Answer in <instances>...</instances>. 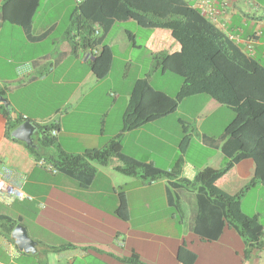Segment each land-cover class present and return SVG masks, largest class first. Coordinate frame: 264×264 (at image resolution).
Segmentation results:
<instances>
[{"label": "crops", "instance_id": "0c3cea01", "mask_svg": "<svg viewBox=\"0 0 264 264\" xmlns=\"http://www.w3.org/2000/svg\"><path fill=\"white\" fill-rule=\"evenodd\" d=\"M186 1L194 5L197 0ZM208 1L216 12V26L224 34L233 35L240 49L264 66V0ZM2 2L0 0V7ZM76 5L75 0H65L61 14L66 16V24L58 18L37 22L41 13L38 9L32 24V34L37 39H28L19 26L0 19V95L16 114L22 118L25 116L26 121L55 123L56 141L65 151L82 153L86 149L101 148L111 139H118L121 149L130 156L169 170L172 162L160 166L154 160L161 143L170 137L160 127L167 116L127 131L122 130V116L132 88L140 78L148 76L152 86L171 95L153 83L155 71L160 70L154 68L152 54L178 50L179 44L171 37L170 31L163 28L149 29L152 31H149L144 44L138 46L135 41L137 29L121 28L113 37H107L117 22L100 44L110 49L112 66L106 77L98 79L90 65L94 56L81 46L77 37L73 39L75 45L69 39L71 35H82H78L79 28L71 16ZM52 9L51 5L47 7V17ZM62 21V32L54 37L53 33ZM129 34L133 38L131 45L126 39ZM118 46L120 51L116 50ZM142 46L146 50L143 58L149 61V67L138 71L127 82L123 80L124 88L112 90L114 87L110 84L101 96L91 97L100 85L111 82L117 58L115 51L122 53L120 60L127 69L133 63L131 50ZM126 77L122 74L123 79ZM194 98L202 103L197 112L199 119L195 132L186 133L188 140L181 155L180 177L189 180L204 167L216 169L223 166L224 155L218 146L209 143L234 117L230 108L206 94L185 97L180 104ZM218 113L224 115L222 125H216L210 119ZM5 130L6 119L0 113V161L25 175L20 187L32 199H9L0 195V214L19 220L18 224L25 227L35 242V250H20L14 239L0 233V263L133 264L128 258L137 254L143 264H185L177 257L179 246L184 245L196 253L193 264H264V224L258 247L248 245L233 228H226L217 239L202 240L190 228V202L184 200L189 205V213L187 217L184 215V219H178L170 206L168 179L144 182L137 175L128 176L116 170L113 160L108 165L96 166L92 181L82 186L69 176L52 173L37 165L34 156L19 142L6 136ZM193 144L206 152V157L199 163L187 158ZM173 146L176 149L175 142ZM134 147L141 154L133 151ZM50 151L45 149L43 153L48 155ZM175 156L174 151L171 158ZM254 166L251 159H243L223 174L216 185L235 195L253 177ZM251 190L256 192L254 205L262 202L264 186L256 183L241 194L240 205L245 214L255 216L261 223V213L257 208L253 214L244 210L243 205ZM120 191L126 197V220L115 213ZM65 245L69 246L60 250L50 249Z\"/></svg>", "mask_w": 264, "mask_h": 264}, {"label": "trees", "instance_id": "16d2710c", "mask_svg": "<svg viewBox=\"0 0 264 264\" xmlns=\"http://www.w3.org/2000/svg\"><path fill=\"white\" fill-rule=\"evenodd\" d=\"M75 1L77 5L71 16L76 28H79L78 35H82H71L69 39L75 45L73 39L77 37L81 46L94 56L90 65L98 79L106 77L111 69V51L108 46L102 47L100 44L117 22L131 19L143 28L167 29L179 44L178 50L152 54L154 68H159L162 73L179 75L183 79L176 95L171 96L152 86L148 76L136 80L122 116V130H132L173 113L185 97L206 94L234 112L233 119L222 133L209 143L218 146L224 155L223 166L216 169L204 167L189 180L180 177L183 165L181 156L166 170L153 162L130 156L121 149L118 139H111L101 148L86 149L82 153L68 152L57 143V125L52 122H33L36 127L34 145H26L10 136L11 131L26 118L16 114L9 105L0 103V113L6 119V136L19 142L34 156L35 162L44 160L55 170L54 173L69 176L82 186L92 181L96 166L108 165L113 160L116 170L128 176L137 175L144 182L166 178L169 181L167 198L170 206L178 219H184L191 205L190 228L200 239L214 240L226 228H233L248 245L258 247L263 224L255 216L243 212L240 196L256 183L264 186V66L242 51L233 35L224 34L217 24L208 20L186 0ZM39 4L40 0H3L0 19L4 23L19 26L28 39H37L32 34V24ZM95 25L100 29L98 35L94 33ZM94 49H99V52L93 54ZM187 140L188 135L185 133L180 147L185 149ZM45 149L51 150L48 155L43 153ZM243 159L254 162V175L239 193L228 194L216 185V181ZM186 199L189 205H186ZM115 213L121 219L128 218L123 191L118 193ZM18 223L17 219L0 214V233L14 239L11 233ZM68 246L50 249L60 250ZM177 257L185 264H193L196 253L181 245ZM128 260L133 264H143L137 254Z\"/></svg>", "mask_w": 264, "mask_h": 264}, {"label": "rangeland", "instance_id": "374dc122", "mask_svg": "<svg viewBox=\"0 0 264 264\" xmlns=\"http://www.w3.org/2000/svg\"><path fill=\"white\" fill-rule=\"evenodd\" d=\"M50 5L53 6V9L51 10V13L47 17L45 14V11L47 7ZM63 6H65V0H40L38 9L41 13H40V16H38L37 18L38 19L37 22L39 21L44 22L46 18H49V19L58 18L60 20L63 19L64 23L66 24V19H65L66 16L64 17L61 14V10ZM63 21L59 23L58 27L54 31L53 33L54 37H57L61 34L62 29H63L62 27ZM121 28L122 29L125 28L126 30H129V31H133L136 29L138 30L136 33V38H135L137 46L144 44L146 38L148 37L150 33L149 31H152L147 28L137 26L135 21L119 22L117 26L113 27L112 30L107 34V37H110V38L113 37L116 34V32L119 31L118 29H121ZM130 35L131 34L126 35V39L131 45L133 38H132V35L131 37ZM120 49H121L120 46L116 48L117 51H120ZM144 52H146V50L144 49V46L139 47V48L136 47L132 49L131 53H132L133 63H131V65L127 69H125L122 66V62L120 60L122 53L115 51L117 58L114 64V69H113L112 76H111V82H107L106 84L100 85L101 87L95 89L92 92L91 97L98 98L99 96H101L105 88L108 87L110 84L114 87V89L112 90H115V88L116 89L124 88L125 85L123 83V80H126L127 82L128 79L134 77V75L138 71L146 70V68L149 67L150 63H148L149 61L143 58ZM122 74H125L127 76L126 79L122 78ZM182 80L183 79L179 75H176L170 72H165L164 75H161L160 72L157 70L155 71V75L153 77L154 85L157 86L158 88L166 90L167 92L171 94V96L176 95L179 85L182 84ZM201 104H202L201 101L197 98H194V100L190 102H182L179 105V108L176 109V111H174L172 114L167 115V117L165 118L166 120L161 122L160 127L162 128V131H164L166 135L169 134L170 137L167 140V142L161 143L160 152L156 153L154 156V160L157 162L158 165L164 166L170 162L174 163L176 159L179 158V156L183 154L184 147H180V142L183 136L185 135V133L188 132L189 134H192L193 132H195L194 128H196L197 126L196 121L197 119H199V115L197 112L201 108ZM210 119H212V121H214L216 125H218V123L219 124L221 123L222 125L224 115L223 113H218L212 116ZM150 130H151V126H150ZM176 136H177V139H176ZM33 137H36L35 133L33 134ZM174 142L176 144V149L173 146ZM132 150L138 152L137 150H135V147L132 148ZM174 151H175L176 156L173 157L172 159L171 156H172V153H174ZM138 153L141 154L140 151ZM205 157H206V152L201 150L195 144H193L192 147L187 152V158L193 161L194 163L201 162L202 160H204ZM251 191L252 192L248 194L249 196L247 197L246 202L243 205L244 210L248 212L249 214H253L257 208L258 211L261 213L260 221L262 224H264V198L262 202H260L258 205H254L253 201H254V195L256 192H254L253 190Z\"/></svg>", "mask_w": 264, "mask_h": 264}, {"label": "built area", "instance_id": "2783aa9c", "mask_svg": "<svg viewBox=\"0 0 264 264\" xmlns=\"http://www.w3.org/2000/svg\"><path fill=\"white\" fill-rule=\"evenodd\" d=\"M194 7H196L200 13L205 16L208 20H210L212 23L216 24V12L210 5V2L208 0H197L194 4ZM94 33L98 35L100 33V29L97 25L94 26ZM230 38H233L230 36ZM99 52V49H94L93 54H97ZM92 55V54H90ZM26 118L23 116V119ZM55 131H53V134ZM36 164L39 166H42L46 168L49 171H52L53 173L55 170L44 160H38L36 161ZM25 178V175L23 173L17 172L12 167L3 164L0 161V195H4L9 199H28L31 200V195L25 193L22 188L20 187L21 181ZM4 264V263H0Z\"/></svg>", "mask_w": 264, "mask_h": 264}, {"label": "water", "instance_id": "95a60500", "mask_svg": "<svg viewBox=\"0 0 264 264\" xmlns=\"http://www.w3.org/2000/svg\"><path fill=\"white\" fill-rule=\"evenodd\" d=\"M0 103L8 106L6 99L0 95ZM36 127L31 121H23L10 133L14 139L24 142L26 145L33 144V133ZM11 236L14 238L17 247L25 252H34L35 242L28 236L24 226L17 224L12 230Z\"/></svg>", "mask_w": 264, "mask_h": 264}]
</instances>
